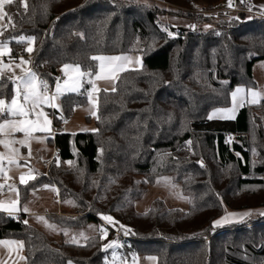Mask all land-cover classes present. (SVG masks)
I'll return each mask as SVG.
<instances>
[{
	"label": "trees",
	"instance_id": "16d2710c",
	"mask_svg": "<svg viewBox=\"0 0 264 264\" xmlns=\"http://www.w3.org/2000/svg\"><path fill=\"white\" fill-rule=\"evenodd\" d=\"M221 1L6 4L4 42H10L13 57L27 56L26 41H17L35 37L32 67L52 84L67 63L94 74L98 61L93 56L137 51L143 57L142 67L120 75L116 91L100 93L96 131H57L50 138L58 157L47 171L19 184L20 207L34 190L51 183L75 210L47 214L53 223L83 228L109 216L119 224L112 227L124 233V254L153 256L155 264H264V215L213 226L228 211L264 208V98L242 106L233 118L209 119L213 109L230 105L238 86L257 85L254 68L264 60V17L221 13L213 18L193 11ZM165 15L208 22L210 28L174 26L161 20ZM84 79L79 93L62 96L63 112L50 110L54 128L87 101L90 83ZM12 94V79L2 75L0 99ZM165 174L176 175L183 189L194 192L193 201L182 209L157 198L139 212L136 203ZM25 215L0 210V238L23 241L25 264H106L113 230L102 235L99 226L82 244L54 243L25 224Z\"/></svg>",
	"mask_w": 264,
	"mask_h": 264
},
{
	"label": "rangeland",
	"instance_id": "374dc122",
	"mask_svg": "<svg viewBox=\"0 0 264 264\" xmlns=\"http://www.w3.org/2000/svg\"><path fill=\"white\" fill-rule=\"evenodd\" d=\"M14 1V0H13ZM253 2L260 8L264 10V0H253ZM6 4L3 5V8L0 9V41H3L2 38V30L4 26L8 25V21L6 18ZM161 20L165 23H171L174 26H188L197 29V30H208L210 28V24L208 22H200V23H193L190 22L187 18H179L174 17L172 15H165L161 17ZM25 38L24 50L29 48L30 46L34 50L35 43L34 41H28V37L31 36H23ZM20 39V37H19ZM7 46L8 50L4 48ZM0 52L3 55H0V73L2 75H6L12 79L13 82V94L10 99H4L7 104L11 103L13 96L16 95V87L19 84V77L23 76L28 70L33 71L36 73L32 67V57L31 53L28 52L29 55H21L20 57L11 58L10 55L12 53V48L10 46V42L6 41L2 45H0ZM96 56H103V57H126V59L119 60V61H103L105 65L103 72H101L99 68V64L101 63L98 61V68L96 72L91 77L93 83L95 84V88L98 91L93 90V83H90L89 88L87 90V101L83 104L77 105L74 108V111L71 116L66 117L62 122L59 128L53 127V118L50 113V110L57 109L60 112H63V104H62V96L67 93H79L82 88L78 92H67L63 95L58 96L53 103L58 105V107H48L43 106V112L47 114V119L51 121L50 125H45L44 117H39L37 121V117L35 115H30L28 117L29 120L37 121V125L40 127H50L51 134L48 132L42 131H34L31 133L33 138H29L24 145L20 143H12L13 140L21 141L25 140V134L23 132H15L14 135L7 134V128L5 129L4 133H0V140L5 141V143H0V168L3 169V173L0 174V188L7 187L8 193L1 194L0 193V210L6 211L7 208L11 207L12 204L16 203V208L18 211L16 212H23L28 213L26 221L37 227L38 229L42 230L46 235L52 240L54 243H62V242H71L82 244L86 241L87 237L91 234L95 233L99 226L102 227L103 225L98 224L96 222H91L86 227L83 228H61L57 226L55 223L48 218L47 213H56L58 209L60 201H55L54 196L59 195L58 187L54 184L48 183L44 186L40 187L37 193H32V197L30 200L23 206L20 207L21 196L19 192V184H20V177L24 175L26 179L29 176H36L42 171H47L44 162L48 161L50 158L55 157L58 155L56 154V147L53 141L50 140L51 137H54L57 131H64L70 133H77V132H84V131H96L97 130V117L99 111V95L102 91H111L113 88H116L117 81L120 75L128 70V69H136L142 67L143 64V57L140 52H126V53H114V54H99ZM21 58L23 61H27L28 63H22ZM75 65L76 63H67ZM119 65L120 68L124 70H117L113 72L111 69L113 66ZM63 66H61L58 70V74L56 77L55 82L52 84L51 89H48L46 95H53L56 93V85L59 83L61 87L64 86V81L68 79V76L63 81L57 80L58 76L63 73L61 71ZM81 67V66H80ZM82 70V68H81ZM83 71V70H82ZM100 73V75L104 78L96 79V74ZM64 74V73H63ZM69 76H75V72L69 70ZM36 83L38 84L41 79L36 74ZM254 77L257 82L256 86H238L241 91L237 93L236 100H233V96L231 94V102L230 105L226 107L216 108L213 109L209 117L212 118H233L238 113L239 109L245 105H254L259 102L262 98H264V60H261L255 64L254 68ZM71 83V81H69ZM84 86V85H83ZM236 88V89H237ZM236 89L233 91L235 92ZM255 91L259 95L256 97L257 102L252 103V95L251 92ZM232 92V93H233ZM91 94V98L90 95ZM20 103H23V100L20 99ZM37 112L40 111L39 108L36 109ZM60 116V115H59ZM6 119H24L23 117H16L13 118L9 116L7 113L0 119V123H3V120ZM18 149V152L15 151ZM102 150H100V153ZM41 156V157H40ZM15 161V163L9 164V160ZM67 164L72 166L73 161H67ZM31 170V171H30ZM176 175L174 174H165L160 176V178L154 183L151 184L148 188L146 194L136 203V209L139 212H145L150 208L152 202L157 199H163L165 204L168 207H177L186 209L190 202L193 201L195 194L192 191L185 190L181 187L180 183L176 180ZM30 179H28L29 181ZM11 186V187H9ZM64 207V206H63ZM27 209V211H24ZM14 212V213H16ZM13 213V214H14ZM244 213H249L247 217L243 220L255 217L257 215H264V208H254L249 210H242V211H228L217 220H221V224L219 226H223L226 224H231L234 222H240V215ZM229 214H238L236 216H230ZM38 217H43V220L38 219ZM105 215H102V219H104ZM109 217V216H108ZM230 220L232 222L225 223L224 220ZM216 220V221H217ZM108 221V220H106ZM114 226L118 227V223L112 218L111 221ZM49 225H53L54 227H49ZM0 240L4 241H22L18 238H8ZM23 242V241H22ZM12 249V257L6 258L3 261V264H15L16 262H22L21 258L25 256L24 250V243L23 246H20L15 243H9ZM118 244V245H117ZM114 245L113 239L109 241L108 245H111V250L109 255L106 258V264H155V258L153 256H146V255H139L131 250L128 254H124V251L121 249L123 248V240L120 243ZM3 252H0V261L3 257ZM21 255V258H20ZM71 264H77L74 261H70ZM69 264V263H68Z\"/></svg>",
	"mask_w": 264,
	"mask_h": 264
},
{
	"label": "snow or ice",
	"instance_id": "6c2138e0",
	"mask_svg": "<svg viewBox=\"0 0 264 264\" xmlns=\"http://www.w3.org/2000/svg\"><path fill=\"white\" fill-rule=\"evenodd\" d=\"M13 0H0V9L3 8V5L5 3H12ZM229 5L231 6V0H229ZM25 8H27V5H25ZM59 19V18H58ZM82 35V34H81ZM171 35V34H170ZM28 41H34L35 37H28ZM25 38L20 37V39L17 41L18 43L24 42ZM4 42L0 41V45H2ZM28 52H32L33 49L30 46L26 49ZM0 55H3L2 52H0ZM90 59L94 61H100L99 68L101 72H103L105 65L103 64V61L109 60V61H119L126 59V57H103V56H93ZM22 63H28L27 61H23V58H21ZM69 70H72L75 72V76H69ZM113 72L117 70H124L120 68L119 65L113 66L111 69ZM61 71L64 73L65 76H68V79L64 81V86L61 87L59 83L56 85V93L49 96L46 95L48 92V85L46 81H39V83H36V73H34L31 70H28L23 76L19 77V84L16 87V95L13 96L11 103L7 104L4 99H0V119L3 118L5 113H7L9 116L16 118V117H23L24 119H6L3 120V123H0V133H4L5 129L7 128V134L8 135H14L15 132H23L25 134V140L21 141H15L13 140L12 143H20L21 145H24L29 138H33L31 136V133L34 131H42V132H48L51 134V128L50 127H40L37 125V121L39 117H44V123L45 125H50L51 121L47 119V114L43 112V106L48 107H58L53 101L60 95H63L67 92H78L84 85L85 77H87V83H93L91 77L93 76V73L91 70L85 72L81 70V67L79 64H64ZM104 78L100 75V73L96 74V79ZM59 80V78H57ZM71 81V83H69ZM15 83V81H13ZM93 90L98 91L95 88V84L93 83ZM106 91V90H105ZM112 91H116L115 88L112 89ZM241 91L240 88H237L235 92L232 93L233 100H236L237 93ZM90 98H91V94ZM251 95L253 97L252 103H256V97L259 95L257 92L252 91ZM20 99L23 100V103H20ZM39 108L40 111L37 112L36 109ZM30 115H35L37 117V121L29 120L28 117ZM212 117L210 116L209 119ZM0 143H5V141L0 140ZM189 144L191 142H188ZM15 151L18 152V149ZM15 163L13 160H9V164ZM31 171V170H30ZM3 173V169L0 168V174ZM28 179H35L34 176H29ZM28 179L25 178L24 175H21L20 177V183L21 184H27ZM3 187V186H0ZM11 187V186H9ZM0 207H3V205H0ZM6 211H8V214L11 216L14 212L18 211L16 208V203L14 202L11 207L7 208ZM24 211H27V209H24ZM230 216H236L238 214H229ZM250 215L249 213H244L240 215V220H243L245 217ZM38 219L43 220V217H38ZM105 220L111 221L112 218L105 216ZM225 223H230L232 221L225 219ZM25 224H27V221H24ZM221 224V220H217L213 222V226H218ZM49 227H54L53 225H49ZM0 243H15L20 246H23L22 241H0ZM107 247H111V245H106ZM71 264V262H69Z\"/></svg>",
	"mask_w": 264,
	"mask_h": 264
},
{
	"label": "built area",
	"instance_id": "2783aa9c",
	"mask_svg": "<svg viewBox=\"0 0 264 264\" xmlns=\"http://www.w3.org/2000/svg\"><path fill=\"white\" fill-rule=\"evenodd\" d=\"M250 6H251L250 0H244L242 4L239 3V0H231V6L229 5V0H224V1L219 2L214 8H207L205 6L200 5V6L196 7L193 11L200 13V14L210 15L213 18L218 16L221 13H245V14H249V15L263 16L264 17V14L262 12H260L256 9H253ZM58 78H59V81H63L66 78V76L63 73H61L58 76ZM45 81L47 82L48 89H51L52 83L46 79H45ZM231 137H233V134H230V138ZM57 153H59V152L57 151ZM53 158L54 157L52 156V158H50L48 161L44 162L46 169L49 168ZM0 191L3 193H6L8 191V188H2V189H0ZM54 200L58 201V202L61 201L60 194L55 195ZM102 225L104 227L101 230L102 235L107 234L113 230V238L112 239H113L114 243L117 244V243L121 242V240L124 236V233L121 230V228H113L112 224L106 220L102 221Z\"/></svg>",
	"mask_w": 264,
	"mask_h": 264
},
{
	"label": "crops",
	"instance_id": "0c3cea01",
	"mask_svg": "<svg viewBox=\"0 0 264 264\" xmlns=\"http://www.w3.org/2000/svg\"><path fill=\"white\" fill-rule=\"evenodd\" d=\"M252 2H253V0H252ZM254 3V2H253ZM255 4V3H254ZM256 5V4H255ZM257 6V5H256ZM4 48L6 49V50H8V48H7V46H4ZM21 56V55H20ZM20 56H18V57H20ZM10 57L11 58H16V57H13V51H12V53H11V55H10ZM32 57V56H31ZM1 74V73H0ZM1 76H2V74H1ZM51 111H58L57 109H52ZM53 118V117H52ZM53 127H54V122H53ZM56 154L58 155V153H57V151H56ZM4 188H7V187H4ZM0 189H2V188H0ZM37 191H38V189H36V190H34L32 193H37ZM0 193L1 194H7L8 193V191L6 192V193H3V192H1L0 191ZM33 195V194H32ZM32 195H31V197H32ZM61 203H59V205H58V209H57V213H61V212H68V213H72V212H74L75 210H74V208H73V205L70 203V202H66V203H64V202H62V200L60 201ZM64 206V207H63ZM19 214H23L22 212H16V213H14L13 215H19ZM26 215L24 216V219L26 220V218H27V214L28 213H25ZM47 214H49V213H47ZM0 241H4V240H0ZM8 241V240H7ZM114 245H115V243H114ZM118 245V244H117ZM110 248H112V247H110ZM0 252H3L2 254H5V255H3V257H1V261H0V264H3V261L6 259V258H11L12 257V255H13V251H12V249H11V247H10V244L9 243H7V244H5V243H0ZM20 258H21V255H20ZM21 261L22 262H16L15 264H25V256H23V258H21Z\"/></svg>",
	"mask_w": 264,
	"mask_h": 264
},
{
	"label": "water",
	"instance_id": "95a60500",
	"mask_svg": "<svg viewBox=\"0 0 264 264\" xmlns=\"http://www.w3.org/2000/svg\"><path fill=\"white\" fill-rule=\"evenodd\" d=\"M0 77H1V74H0Z\"/></svg>",
	"mask_w": 264,
	"mask_h": 264
}]
</instances>
